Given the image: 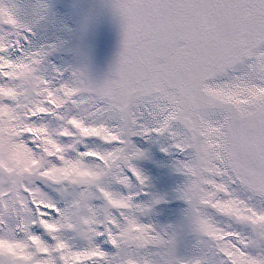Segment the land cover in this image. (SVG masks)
Here are the masks:
<instances>
[{"label":"snow or ice","instance_id":"1","mask_svg":"<svg viewBox=\"0 0 264 264\" xmlns=\"http://www.w3.org/2000/svg\"><path fill=\"white\" fill-rule=\"evenodd\" d=\"M0 0V264H264V0Z\"/></svg>","mask_w":264,"mask_h":264},{"label":"rangeland","instance_id":"2","mask_svg":"<svg viewBox=\"0 0 264 264\" xmlns=\"http://www.w3.org/2000/svg\"><path fill=\"white\" fill-rule=\"evenodd\" d=\"M61 5L71 3L72 0H57ZM85 6L96 10V20L88 40L92 51V65L94 73L105 76L111 69L119 50V27L117 21L102 7L105 1L80 0Z\"/></svg>","mask_w":264,"mask_h":264}]
</instances>
